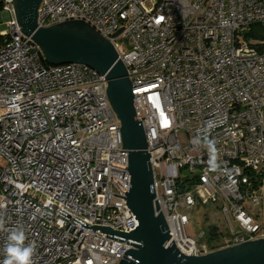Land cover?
<instances>
[{
    "label": "built area",
    "instance_id": "1",
    "mask_svg": "<svg viewBox=\"0 0 264 264\" xmlns=\"http://www.w3.org/2000/svg\"><path fill=\"white\" fill-rule=\"evenodd\" d=\"M0 261L22 228L33 264H117L137 247L72 222L128 232L130 175L103 74L49 64L0 0ZM82 20L113 46L132 87L152 187L179 253L264 237V0H40L36 25ZM217 151L195 138L205 122ZM215 205L225 229L185 233L187 210ZM213 237L209 239L208 237Z\"/></svg>",
    "mask_w": 264,
    "mask_h": 264
},
{
    "label": "water",
    "instance_id": "2",
    "mask_svg": "<svg viewBox=\"0 0 264 264\" xmlns=\"http://www.w3.org/2000/svg\"><path fill=\"white\" fill-rule=\"evenodd\" d=\"M40 0H13L21 32L39 46L49 64L79 63L104 75L106 97L120 124L119 151H127L129 178L125 204L138 225L128 232L109 226L89 225L74 217L72 222L86 229L105 232V237L129 243L137 250H123L117 264H264V237L254 238L200 255L179 253L173 241L164 246L168 229L155 198L149 154L145 148L140 120L134 119L132 87L126 69L116 57L113 46L86 22L66 20L51 26L36 25Z\"/></svg>",
    "mask_w": 264,
    "mask_h": 264
},
{
    "label": "clouds",
    "instance_id": "3",
    "mask_svg": "<svg viewBox=\"0 0 264 264\" xmlns=\"http://www.w3.org/2000/svg\"><path fill=\"white\" fill-rule=\"evenodd\" d=\"M218 126L215 120H208L202 130V135L195 138L197 144L203 143L207 151L210 153L209 167L215 171L217 168V149L215 140L211 139V131ZM4 219L0 217V227H3ZM27 237L22 228L14 227L9 230L7 243L4 248L5 259L0 264H33L34 246L25 244Z\"/></svg>",
    "mask_w": 264,
    "mask_h": 264
},
{
    "label": "rangeland",
    "instance_id": "4",
    "mask_svg": "<svg viewBox=\"0 0 264 264\" xmlns=\"http://www.w3.org/2000/svg\"><path fill=\"white\" fill-rule=\"evenodd\" d=\"M5 27L6 25L3 23L0 13V29ZM186 213L188 222L184 226L185 233L196 241L203 240L204 237L199 236L200 232H206L211 225L216 226L219 230L225 229L223 217L220 211L215 208V205L207 204L194 207L191 210H187ZM260 220L264 223V213L260 214Z\"/></svg>",
    "mask_w": 264,
    "mask_h": 264
},
{
    "label": "trees",
    "instance_id": "5",
    "mask_svg": "<svg viewBox=\"0 0 264 264\" xmlns=\"http://www.w3.org/2000/svg\"><path fill=\"white\" fill-rule=\"evenodd\" d=\"M254 31L257 32V36H260L262 38H264V31H262L260 28H258L257 26L254 27ZM46 62V61H45ZM47 63V62H46ZM214 229V226L211 225L208 227V232L210 234V230ZM209 239H212L213 237H208Z\"/></svg>",
    "mask_w": 264,
    "mask_h": 264
}]
</instances>
